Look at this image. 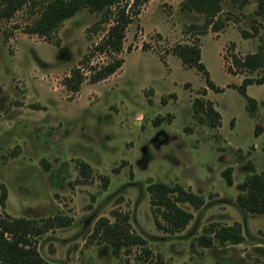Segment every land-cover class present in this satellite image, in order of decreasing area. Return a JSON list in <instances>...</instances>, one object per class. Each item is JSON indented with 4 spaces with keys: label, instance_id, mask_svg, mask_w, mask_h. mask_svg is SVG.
<instances>
[{
    "label": "rangeland",
    "instance_id": "374dc122",
    "mask_svg": "<svg viewBox=\"0 0 264 264\" xmlns=\"http://www.w3.org/2000/svg\"><path fill=\"white\" fill-rule=\"evenodd\" d=\"M185 1L144 3L126 31L123 67L95 84L88 80L87 62L101 66L111 60L92 53L112 14L107 20L83 8L49 38L26 32L32 23L27 9L0 18V185L8 190L0 215L73 219L37 239L48 264H264V216L237 203L246 178L264 172V84L247 89L258 104L252 113L230 85L260 72L227 71L232 55L258 50L264 21L255 15L256 0H226L220 17L227 26L199 36L188 27L205 18L183 9ZM254 27L259 34L242 37V31L253 35ZM197 37L202 62L221 93L208 89L203 96L204 76L173 53ZM79 67L86 80L73 94L63 80ZM198 98L214 103L219 127L195 117ZM227 168L233 169L231 185L223 176ZM154 182L179 183L205 198L199 210L181 205L194 215L184 231L156 228L147 191ZM114 210L130 216L145 246L114 254L110 244L92 238L101 218L114 222ZM236 223L243 243L200 244V237Z\"/></svg>",
    "mask_w": 264,
    "mask_h": 264
},
{
    "label": "trees",
    "instance_id": "16d2710c",
    "mask_svg": "<svg viewBox=\"0 0 264 264\" xmlns=\"http://www.w3.org/2000/svg\"><path fill=\"white\" fill-rule=\"evenodd\" d=\"M149 0H0V18L11 19L14 15L27 9L32 18L31 25L26 27L29 34L40 37H52L57 33L65 20L73 17L83 8L93 12H102L105 18L113 15L107 34L95 47L94 53L109 54L111 60L101 66H88L90 76L88 80L95 84L108 79L117 73L124 65V59L119 57L123 51L126 31L141 13V7ZM226 0H186L183 9L202 14L205 21L202 25H191L188 32L196 35H205L209 29L213 32L223 30L227 24L221 19L223 6ZM244 2V1H242ZM255 15L264 21V0H256ZM108 20V19H107ZM242 37L248 39L259 34V28L254 27L253 35L246 31L241 32ZM173 53L181 59L188 68L197 69L205 78L206 88L202 95H207L210 89L215 93L223 92L210 78V73L202 62L200 39L197 37L192 44H178L173 48ZM227 71L233 76L245 72H260L257 77H245L240 85H230L247 100V109L254 113L257 109V101L247 94L250 85L264 84V33L260 37V44L255 53L244 57L232 55L231 64L227 65ZM86 80L82 69L76 68L63 80V86L75 94L81 90ZM193 112L200 123H205L211 128L221 125L222 117L215 109L214 103L209 99L198 98L194 101ZM161 120L155 121L158 125ZM120 168L116 170L119 172ZM232 168L223 172L226 182L233 184ZM245 192L237 196L238 205L252 214L264 216V172L254 174L246 178L244 182ZM151 213L154 224L158 230L165 233H179L184 231L191 223L194 215L181 205L189 204L195 210L201 209L205 204V198L186 188L179 183L166 184L154 182L148 185ZM8 190L5 185H0V206L6 208ZM114 222L101 218L94 229L92 238L111 245L114 254H119L124 248L145 246L147 241L136 234L130 223V216L118 210L112 212ZM73 219L55 216L43 220H29L24 218H12L3 212L0 215V264H48L39 254L37 239L45 233L56 228L68 227ZM221 244L238 245L244 242L242 228L239 224L218 227L214 236H202L199 239L201 245L212 247L214 242ZM149 256L151 251L144 249Z\"/></svg>",
    "mask_w": 264,
    "mask_h": 264
}]
</instances>
